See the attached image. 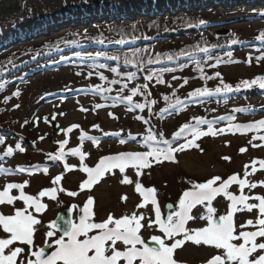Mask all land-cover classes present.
Returning a JSON list of instances; mask_svg holds the SVG:
<instances>
[{
  "label": "rangeland",
  "instance_id": "obj_1",
  "mask_svg": "<svg viewBox=\"0 0 264 264\" xmlns=\"http://www.w3.org/2000/svg\"><path fill=\"white\" fill-rule=\"evenodd\" d=\"M208 1L24 0L0 23V264H264V0ZM202 38L200 72L137 74Z\"/></svg>",
  "mask_w": 264,
  "mask_h": 264
},
{
  "label": "trees",
  "instance_id": "obj_2",
  "mask_svg": "<svg viewBox=\"0 0 264 264\" xmlns=\"http://www.w3.org/2000/svg\"><path fill=\"white\" fill-rule=\"evenodd\" d=\"M24 0H4V1H0V23L8 18H10L11 16L20 13L22 11V5H23ZM209 2L208 0H199V4H197L198 7H202L205 5V3ZM125 11H127L126 8H124ZM200 10L196 11L195 13L191 14V15H182V16H178V17H174V16H170L166 14V19H167V23L168 25L164 24V21H158V23H155L151 20H148L147 23H149V25H144L140 31H136L138 36L141 39H147L148 36L150 34H153L155 32L159 31V28H161L160 30H166L165 28L169 29V27L171 26H179V25H184V26H196L199 25L200 23L204 22V18L203 15L200 14L199 12ZM210 12H213L210 10ZM215 13V12H214ZM164 24V25H163ZM47 25L46 22H41L38 24V31L43 30V28H45ZM132 26L128 29V31L126 33H124L123 31L119 30L118 28L113 29L114 32H118L119 34H128L132 39L136 38L135 34V30L133 29L134 26L136 25V23L131 24ZM163 25V26H162ZM162 26V27H161ZM216 28L214 27H207L205 29V32H212L214 31ZM204 32V31H202ZM150 37V36H149ZM196 37H201V36H196ZM221 40L224 41V39L222 37ZM206 39H201V41H199V44H193L192 45H184L175 50H168L163 52V54L156 60H154L153 62H147L145 65L143 64H139V66L137 67L138 71H142L146 74H154V72L150 71V66L151 64H157V66L162 69V68H168V67H183L185 66L187 63H190V65L192 66V68H196L194 69L195 72H200V69L197 68L196 65H198V60L199 63L203 64V60L204 58L202 57V55H197L198 53H203L205 51L208 50V45L205 41ZM11 40L10 37L7 36H3L2 38H0V49H2V47H8L10 44ZM150 49H152L151 46L145 45V46H141V47H137V48H131V49H126L125 51H120V52H114V54L117 55H122V56H141L142 54L147 53L150 51ZM192 55V57L195 58H191L188 60L187 63H184L185 61H183L182 59H180L182 56L185 55ZM145 56V54H144ZM175 61V63H174ZM129 61H127L128 63ZM184 63V64H181ZM129 64H131V62H129ZM199 67H205L203 65H200ZM206 68V67H205ZM198 69V70H197ZM208 69V68H206ZM160 77L162 76H158L156 77L157 81L160 79ZM173 97H176L175 94H172ZM0 148L2 150H6L5 148H3V146L0 144Z\"/></svg>",
  "mask_w": 264,
  "mask_h": 264
},
{
  "label": "water",
  "instance_id": "obj_3",
  "mask_svg": "<svg viewBox=\"0 0 264 264\" xmlns=\"http://www.w3.org/2000/svg\"><path fill=\"white\" fill-rule=\"evenodd\" d=\"M3 1V0H0ZM170 205L167 206V210L170 209ZM168 218V214H167ZM53 228L57 229L60 231L62 235H66L69 232L70 229V220H69V213L67 211H62L57 219L55 220L53 224ZM149 249L153 250L156 253H159L160 250L155 244H150ZM49 255H48V249H43L40 251L39 256H38V262L39 264H45L46 261L48 260Z\"/></svg>",
  "mask_w": 264,
  "mask_h": 264
}]
</instances>
